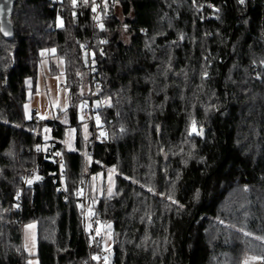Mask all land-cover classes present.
I'll return each instance as SVG.
<instances>
[{
	"label": "trees",
	"instance_id": "1",
	"mask_svg": "<svg viewBox=\"0 0 264 264\" xmlns=\"http://www.w3.org/2000/svg\"><path fill=\"white\" fill-rule=\"evenodd\" d=\"M72 1L0 0V264L28 263L30 223L38 264H92L99 252L106 264L110 252V264H244L262 255L264 0H102L112 6L100 27L93 6L74 13ZM44 49L53 50L51 74L62 62L70 104L54 120L25 121V82ZM82 100L98 102L100 124H88L87 142L76 132L66 150ZM52 149L64 158V192ZM108 170L114 190L106 195L104 181L91 206L97 223L112 226L104 254L74 193L86 180L90 193V176Z\"/></svg>",
	"mask_w": 264,
	"mask_h": 264
},
{
	"label": "rangeland",
	"instance_id": "2",
	"mask_svg": "<svg viewBox=\"0 0 264 264\" xmlns=\"http://www.w3.org/2000/svg\"><path fill=\"white\" fill-rule=\"evenodd\" d=\"M73 2V1H72ZM71 2V4H72ZM90 3H94L95 0H89ZM205 4V3H204ZM114 11L117 15H119V8L114 2L113 4ZM103 13L98 16V20H102ZM62 20L59 19L57 26H61ZM50 53H53V50H42L41 56L42 59L40 61L39 66L37 67L36 74L32 78H28L25 82L26 84V100L22 104V117L25 121H30L34 118L47 121L54 120L57 118L59 112L65 111L70 104L69 93L67 88H65V77L63 74V66L61 61H56V65L58 66V71L55 74H51L49 71V57H51ZM89 102L87 100H82L78 104V112L80 109L88 105ZM63 118V122H65V115H61ZM79 126L78 129L76 127H68L67 137L65 140V148L66 150H74V141L76 132H80L83 140L86 142L89 141L90 135L92 136V132H90V126L88 123L83 122L81 120L80 114L78 113ZM99 119L96 118V126H99ZM101 127V126H100ZM103 129V127H102ZM49 128H45L44 136L45 139L48 140L49 136ZM98 137L102 135V131H98ZM94 136V132H93ZM97 137V133H96ZM95 138V137H94ZM47 143L44 144L43 149H45ZM88 159V158H87ZM91 162V158L89 159ZM89 162V163H90ZM86 174L85 178H88V169L84 171ZM35 175L29 177L27 182L31 179H34ZM105 181V190L106 195H109L114 190V171L108 170L106 176L104 177L101 173L92 174L89 178L90 182V200L87 204V212H86V220L85 225L87 231H89L92 227L93 235L98 236L101 241L102 252L108 253L113 244V236L111 230H106L105 226L96 222V217L93 214V210L91 209L92 205H95L97 202V198H99L102 194L103 182ZM85 187L88 191L87 180L85 182ZM83 185V186H84ZM89 192V191H88ZM93 223L90 221L92 219ZM91 217V218H90ZM95 224V225H94ZM109 226V225H108ZM264 243V239L262 241ZM22 247L27 255V264H38L37 259L33 257L36 253V224L30 223L26 224L22 228ZM98 255H102V253H96L91 256V259H95ZM96 256V257H95ZM95 257V258H94ZM264 259V253L262 255H258L255 253H249L244 258V264H263L262 260ZM96 260V259H95Z\"/></svg>",
	"mask_w": 264,
	"mask_h": 264
},
{
	"label": "built area",
	"instance_id": "3",
	"mask_svg": "<svg viewBox=\"0 0 264 264\" xmlns=\"http://www.w3.org/2000/svg\"><path fill=\"white\" fill-rule=\"evenodd\" d=\"M71 5H72V10L74 13H82L85 9L93 6L94 7V12L92 15L93 25H94V27H97V26L100 27L101 22H100V20H98V16L101 17L103 10H108L112 6V3H105L102 0H95L94 3H90L89 0H73ZM203 7H206L210 10L213 9V5L211 4L210 1L205 2ZM201 18L204 20H209V19L213 18V13L211 11L206 12V13H202ZM84 52L89 55L91 53V49L88 46H86L84 48ZM89 72H90V74L94 75L96 73V69L94 67H90ZM79 114H80L81 120L83 122L91 124L94 128L96 127L97 112L93 109L91 100H89L88 105H85L80 109ZM101 141L105 142V139H101ZM50 153H51V158H52L53 163L57 164L58 168H59L58 181L60 180L59 181L60 185L58 186V190L60 192H64L65 189H64V185H63V177L65 176V173L63 170L64 169L63 168V165H64L63 155L60 151L55 150V149L54 150L52 149V151ZM57 153H59V155H57ZM34 175H35V172L30 171L29 174L25 175V181L29 177H32ZM74 198L77 199L81 205V216L85 221L86 220L87 207H88L87 204H88L89 199H90V193L87 191L85 185L74 193ZM91 217H92V219H91L90 223L92 224L93 223L92 221L95 222V220H93L94 216H91ZM95 259L94 260L91 259L92 264H106L104 257H102V255H98ZM262 262L264 264V259L262 260Z\"/></svg>",
	"mask_w": 264,
	"mask_h": 264
},
{
	"label": "water",
	"instance_id": "4",
	"mask_svg": "<svg viewBox=\"0 0 264 264\" xmlns=\"http://www.w3.org/2000/svg\"><path fill=\"white\" fill-rule=\"evenodd\" d=\"M7 3H9V0H7ZM87 60H88V57L87 56H83L82 61H83V64L84 65L87 63ZM97 104H98L97 101H93L92 106H96ZM204 136H205V130L203 129L201 131V138L204 139ZM111 229H112V226L111 225H109V226L106 227V230H109L110 231ZM106 257H107L108 263L109 264L112 263V260H113V254H112V252L106 254Z\"/></svg>",
	"mask_w": 264,
	"mask_h": 264
},
{
	"label": "snow or ice",
	"instance_id": "5",
	"mask_svg": "<svg viewBox=\"0 0 264 264\" xmlns=\"http://www.w3.org/2000/svg\"><path fill=\"white\" fill-rule=\"evenodd\" d=\"M240 2L241 3H243L244 2V0H240ZM0 31H3V29L2 28H0ZM8 33L7 32H5V35H7ZM191 134V133H190ZM57 155H59V153H57ZM29 183H31V181H29ZM95 258V257H94Z\"/></svg>",
	"mask_w": 264,
	"mask_h": 264
}]
</instances>
